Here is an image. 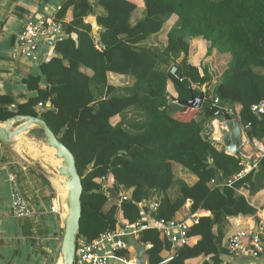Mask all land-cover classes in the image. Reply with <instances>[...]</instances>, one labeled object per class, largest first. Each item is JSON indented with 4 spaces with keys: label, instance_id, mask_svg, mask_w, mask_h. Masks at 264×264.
<instances>
[{
    "label": "trees",
    "instance_id": "trees-1",
    "mask_svg": "<svg viewBox=\"0 0 264 264\" xmlns=\"http://www.w3.org/2000/svg\"><path fill=\"white\" fill-rule=\"evenodd\" d=\"M143 2L145 16L132 24L138 5L131 0H67L56 15L60 20L74 8L73 20L62 23L67 37L39 62V74L24 78L33 93L30 98L15 110L0 106V121L16 115L39 116L74 153L83 183L79 238L93 241L118 225L140 222L150 201L141 204L153 192L178 185L179 196L159 201L153 214L156 224L145 228L139 240L148 247L144 252L147 263L164 264L161 252L171 243L163 242L157 225L175 220L176 213L191 201L194 216L186 220L188 239L177 246L167 264H187L204 257L201 264H222L225 250L215 225L225 216L255 211L236 192L253 183V176L228 186L239 176L242 158L219 150L204 136L205 127L221 117L205 107L196 109L175 101L190 99L192 92L199 95L206 85L204 106L216 98L229 107L240 104L241 120L250 123L249 134L264 135V116L251 110L264 101V0ZM95 6L105 10L97 16L100 44L85 20ZM173 17L176 21L171 23ZM156 34L165 41L164 47L144 45ZM197 39L207 42L208 53L216 48L231 57L221 83L212 90L208 68L200 69L191 60L192 42ZM162 57L170 59V69H159ZM173 66L178 76L171 73ZM110 73L129 76L134 82L117 87L109 81ZM92 80L98 83L95 90ZM0 99L14 102L10 96ZM172 162L198 176V181L190 185L176 180ZM220 174L224 185L210 188L208 183ZM105 187L112 188L110 194ZM123 194L129 199L121 201ZM193 236L198 240L192 245ZM127 253L128 248L120 249L115 257L124 258Z\"/></svg>",
    "mask_w": 264,
    "mask_h": 264
},
{
    "label": "crops",
    "instance_id": "crops-1",
    "mask_svg": "<svg viewBox=\"0 0 264 264\" xmlns=\"http://www.w3.org/2000/svg\"><path fill=\"white\" fill-rule=\"evenodd\" d=\"M67 0H0V98L10 96L14 102L6 103L0 99V106L10 110H15L17 104L26 102L33 94L24 84V78L31 74L40 73L39 62L23 57L19 50V36L27 19L39 17H55L60 10V7ZM138 5L131 15V22L135 24L138 20L145 16V6L143 0H131ZM105 14V10L101 6H95V10L88 18ZM74 18V8L70 7L66 15L60 19L63 24L69 23ZM176 18L171 19L174 23ZM91 24V23H90ZM92 25V24H91ZM99 25L98 32H101ZM93 34V29H92ZM101 35V34H100ZM158 34L152 35L144 42V45L162 48L165 41L159 39ZM95 37V36H94ZM77 38V37H76ZM97 39V38H96ZM100 44V40H96ZM55 45L44 44L41 48L42 59L46 60L55 50ZM192 62L197 64L200 69L208 68L212 83L210 89L221 83L224 71L228 68L230 62V54L220 52L214 48L211 53H208V44L201 39L192 42ZM172 62L170 59L162 57L158 63L159 69H170ZM85 72L92 76L93 72L82 66ZM264 69L261 71L263 72ZM109 81L117 87H125L133 84V79L129 76L118 75L115 73L109 74ZM98 83L92 80V87L95 90ZM100 85V84H99ZM42 87L46 83H41ZM101 87V86H99ZM195 88V86H194ZM102 95L99 96V98ZM98 100V99H97ZM49 106V103H48ZM231 112L234 118L239 119L243 126V138L245 134L244 127L247 126L241 120V105L233 104ZM197 119H201L202 115H197ZM223 120V118H219ZM219 119H214L213 124L220 123ZM2 122V121H0ZM224 126V120H223ZM212 128L209 123L204 129V136L211 141L214 139V145L219 150H226L223 145V130H218L214 126ZM216 130V131H215ZM40 130H31L19 134L16 142L7 145L0 141V236L4 241L0 244V264H60V249H61V233L64 232L65 204L64 195L60 187H63L65 178L60 176L59 168L51 160L46 161L45 155L41 152L40 145L34 141H23V135L32 134ZM219 133V135H217ZM251 145L243 146L238 154L247 156L248 161H254V153H264V135H252ZM213 142V141H212ZM45 146L44 149L46 150ZM38 151V152H36ZM40 153L34 156V153ZM227 152V151H226ZM43 154V155H42ZM29 155V156H28ZM42 155V157H41ZM31 157V158H29ZM57 158V157H56ZM264 156L259 159V164L247 170L244 177L237 176L230 182V187H233L235 182L252 175V182L246 184V189L236 188L239 195L244 196L250 206L255 209L253 213H243L238 215L225 216L222 221L215 225V232L220 237L222 242L223 255L222 264H264V253L260 257L255 258L249 255H241L231 253L226 247L228 241L233 235L246 231L249 233H260L264 226ZM176 180L182 179L190 185L198 181V176L189 172L181 164L172 162ZM54 167V168H53ZM56 168V169H55ZM60 176V177H59ZM59 177V178H58ZM248 182V181H247ZM225 181L222 175L219 178L213 179L208 183L210 188L222 187ZM57 190V191H56ZM104 190L110 194L111 187H105ZM113 193V192H112ZM180 190L178 185L173 186L168 191L153 192L151 198L145 200L149 204L153 201H161L164 197L175 199L179 196ZM18 196H22L25 208L19 212L17 204ZM61 198V199H60ZM57 201L59 205L58 211L52 210L53 203ZM160 204V202H159ZM143 211V218L140 221V229L136 233H131L122 236L120 239L128 245V253L124 258L112 256L108 264H148L146 261L145 250L148 249L139 240L142 237L143 230L147 227L156 224L153 219H147ZM62 216V217H60ZM194 214L191 212V201H188L185 206L176 213V221H186L192 218ZM118 225L117 227H121ZM160 237L163 242L171 243V247L165 246L161 252L164 258V264L174 255L177 246L182 242L179 229H174L169 235L160 230ZM198 237L193 236L190 239V244L196 243ZM264 241V240H263ZM105 249L107 247L105 246ZM204 258L191 260L187 264H201ZM90 264V263H86Z\"/></svg>",
    "mask_w": 264,
    "mask_h": 264
},
{
    "label": "built area",
    "instance_id": "built-area-1",
    "mask_svg": "<svg viewBox=\"0 0 264 264\" xmlns=\"http://www.w3.org/2000/svg\"><path fill=\"white\" fill-rule=\"evenodd\" d=\"M66 32L63 24L55 19V17H39L34 19H27L22 33L20 34V46L19 50L23 57L37 61L41 56V48L44 44L54 45L58 41L63 40L66 37ZM56 46V45H55ZM171 73L178 76L177 66L171 68ZM215 103L218 105L220 100L216 98ZM232 108L227 105V110L232 114ZM231 110V111H230ZM251 110L259 115L264 116V101L254 104ZM225 124V123H224ZM244 127L245 134L249 131L248 126ZM243 138V146L251 145V138L249 133ZM242 146V147H243ZM241 147V148H242ZM242 158L243 168L239 172L240 177H244L247 170H251L259 164V159L264 156V153H254V161H248L247 156L238 154ZM228 184V183H227ZM230 185V182H229ZM18 201H22V196H18ZM127 194H123L120 197L121 201L128 200ZM159 201H152L148 207L145 217L147 219H153V214L157 211ZM59 205L55 201L52 205L53 211H58ZM264 214V209H263ZM198 222V218L195 219ZM158 228L166 235H169L172 230L179 229L182 241L188 239V233L190 231V225L188 221H176L172 220L168 223L161 221ZM140 229V222L128 224L125 226L117 227L115 230L108 231L102 234L99 238L93 241H87L85 238H79L77 243L76 261L75 264H108L110 257L114 256L120 249H127L128 245L120 238L124 235L136 233ZM264 227L260 233H249L241 231L226 241L227 248L233 252L241 255H249L255 258L260 257L264 253ZM4 241L3 237H0V244ZM105 246L107 249H105Z\"/></svg>",
    "mask_w": 264,
    "mask_h": 264
},
{
    "label": "water",
    "instance_id": "water-1",
    "mask_svg": "<svg viewBox=\"0 0 264 264\" xmlns=\"http://www.w3.org/2000/svg\"><path fill=\"white\" fill-rule=\"evenodd\" d=\"M93 26V35L101 42L98 32L99 23L95 16L87 20ZM206 96V85L203 86L199 95L192 92L190 99L176 100L175 102L196 109L205 107L214 112L224 120L223 145L228 153H237L243 146V126L238 119H234L226 109L227 104L220 102L219 105L204 106ZM21 122L19 126H15ZM42 130L46 135V144L56 148L57 156L63 159V165L59 168L60 174L65 176L63 187L67 191L66 203L68 205L67 215L64 219V232L61 241L60 253L63 264H75L77 243L80 236V222L82 217V195L83 183L79 173L74 153L61 141L51 129L49 124L41 117L33 115H17L6 121V125L0 124V141L13 144L15 137L21 133L31 130ZM90 167L93 163H90ZM137 202V201H135Z\"/></svg>",
    "mask_w": 264,
    "mask_h": 264
},
{
    "label": "bare ground",
    "instance_id": "bare-ground-1",
    "mask_svg": "<svg viewBox=\"0 0 264 264\" xmlns=\"http://www.w3.org/2000/svg\"><path fill=\"white\" fill-rule=\"evenodd\" d=\"M62 7V6H61ZM61 7H60V9H61ZM58 20V19H57ZM60 21V20H59ZM62 23V22H61ZM92 29H93V26H92ZM66 32V31H65ZM22 33V32H21ZM66 35H67V33H66ZM94 36V35H93ZM67 37V36H66ZM65 37V38H66ZM96 37V36H95ZM97 38V37H96ZM98 39V38H97ZM59 42V41H58ZM57 42V43H58ZM56 43V44H57ZM19 46H20V36H19ZM42 51V50H41ZM42 60V53H41V56H40V58H39V60H37V61H34V62H40ZM193 89V88H192ZM205 99H206V96H205ZM216 100V99H215ZM215 100H214V102H215ZM221 102V101H220ZM220 104V103H219ZM218 104V105H219ZM49 105H50V103H49ZM211 105H217L216 103H213V104H211ZM210 106V105H209ZM226 109H227V107H226ZM17 116V115H16ZM39 117V116H38ZM234 118V117H233ZM234 119H237V118H234ZM239 120V119H238ZM3 123V125H6V121L5 122H0V124H2ZM21 124V122H17L16 124H15V126H19ZM17 136H19V135H17ZM17 136L15 137V142H16V138H17ZM46 136V135H45ZM46 141L47 140H45V143H44V145L45 146H47L48 148L46 149V150H42L41 152H43V154L45 155V157H43L46 161H49V160H52L55 164H57L59 167H61L62 165H63V159L62 158H60L59 156H57V151H56V148L55 147H53V146H49V145H47L46 144ZM4 144H6V143H4ZM7 145H10V144H7ZM44 146V147H45ZM36 152H38V151H36ZM36 152L34 153V156H37L38 157V155L40 154V153H37L36 154ZM42 154V155H43ZM42 155H41V157H42ZM53 155L55 156V158L53 157ZM40 156V155H39ZM57 157V158H56ZM58 167V168H59ZM54 168V167H53ZM56 169V168H55ZM59 173H60V171H59ZM60 176L61 177H63V178H65V176L64 175H62V174H60ZM59 176V177H60ZM58 177V178H59ZM108 177V176H107ZM60 189H61V191L63 192V195H64V204H65V215H67V212H68V205H67V203H66V196H67V191L65 190V188L64 187H60ZM17 204L19 205V212H22L25 208L22 206V204H23V201H17ZM159 207V206H158ZM264 227V226H263ZM234 236V235H233ZM232 236V237H233ZM1 237V236H0ZM60 264H63V259H62V256H61V253H60Z\"/></svg>",
    "mask_w": 264,
    "mask_h": 264
},
{
    "label": "rangeland",
    "instance_id": "rangeland-1",
    "mask_svg": "<svg viewBox=\"0 0 264 264\" xmlns=\"http://www.w3.org/2000/svg\"><path fill=\"white\" fill-rule=\"evenodd\" d=\"M220 120V123H217V121H216V123L215 124H213L212 123V121H211V125H212V128H213V130L215 129L214 128V126L217 128V132H218V130L219 131H221V129L223 130L225 127L223 126V120H221V119H219ZM35 130H38V129H35ZM216 131V130H215ZM217 135H219V133H217ZM21 140H23V141H29V140H31V141H34L35 143H37L38 145H40V148H41V151H42V149H44L45 147V145H44V143H45V140H46V136H45V134L43 133V132H41V131H38V132H33L32 134L30 133V134H28V135H23V137L21 138ZM213 141V143L215 142L214 141V139L212 140ZM47 147V146H46ZM48 148V147H47ZM239 153V151L237 152V153H233V154H238ZM231 154V153H230ZM29 156V155H28ZM53 157L55 158V156L53 155ZM29 158H31V157H29ZM52 161V160H51ZM53 162V161H52ZM54 163V162H53ZM55 164V163H54ZM56 166H58L57 164H55ZM59 167V166H58ZM60 168V167H59ZM57 191V190H56ZM61 199V198H60ZM60 217H62V216H60ZM62 218H64V217H62ZM63 223H64V221H63ZM61 235H62V237H63V233H61ZM61 237V238H62ZM62 240V239H61Z\"/></svg>",
    "mask_w": 264,
    "mask_h": 264
}]
</instances>
